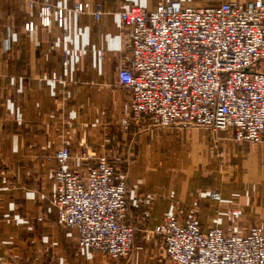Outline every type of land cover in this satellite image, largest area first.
<instances>
[{
	"label": "crops",
	"instance_id": "crops-1",
	"mask_svg": "<svg viewBox=\"0 0 264 264\" xmlns=\"http://www.w3.org/2000/svg\"><path fill=\"white\" fill-rule=\"evenodd\" d=\"M79 1L89 3L81 14L72 11ZM163 1L169 0H0V264H172L154 231L169 214L241 236L264 229V140L237 142L230 130L130 119V92L117 82L130 57L119 12L151 11ZM45 4L52 7L49 26L42 23ZM58 8L66 10L62 27ZM65 144L71 170L87 171L91 162L83 155L91 149L106 151L118 171H127L129 222L137 228L128 259L113 262L80 247L77 230L50 208L55 154ZM232 208L240 215L231 216Z\"/></svg>",
	"mask_w": 264,
	"mask_h": 264
},
{
	"label": "built area",
	"instance_id": "built-area-1",
	"mask_svg": "<svg viewBox=\"0 0 264 264\" xmlns=\"http://www.w3.org/2000/svg\"><path fill=\"white\" fill-rule=\"evenodd\" d=\"M76 2L72 11L88 10ZM97 4L93 16H101ZM49 26L52 7L41 9ZM66 10L58 8V23ZM121 25L130 57L120 64L118 85L130 92L129 112L162 128L202 126L231 131L233 140L256 144L264 140V0L245 4L186 6L163 1L156 9L123 7ZM32 22L25 25L33 30ZM71 151L61 146L49 197L61 224L77 230L78 245L100 252L113 262L128 259L134 249L135 225L129 222L128 175L117 171L105 152L86 151V172L67 168ZM211 197L221 200V193ZM233 217L240 215L232 208ZM154 231L162 236L172 264H264V229L245 235L219 227L204 230L192 216L182 221L169 214Z\"/></svg>",
	"mask_w": 264,
	"mask_h": 264
},
{
	"label": "rangeland",
	"instance_id": "rangeland-1",
	"mask_svg": "<svg viewBox=\"0 0 264 264\" xmlns=\"http://www.w3.org/2000/svg\"><path fill=\"white\" fill-rule=\"evenodd\" d=\"M130 119H132V114L130 113ZM136 120H140V119H136ZM106 126V125H105ZM104 127V126H103ZM107 128H108V126H106ZM99 130H100V128H99ZM104 131V130H103ZM107 131V130H106ZM109 131V130H108ZM113 132V131H112ZM112 132H110V133H112ZM88 151V150H87ZM92 150L90 149V152H91ZM103 152H105V153H107L106 151H103ZM97 154H99V153H97ZM118 171V170H117ZM118 172H120V173H124V174H126V175H128V173H127V171L126 170H122V169H119V171Z\"/></svg>",
	"mask_w": 264,
	"mask_h": 264
}]
</instances>
